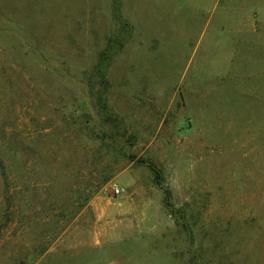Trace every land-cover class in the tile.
<instances>
[{
  "label": "rangeland",
  "instance_id": "rangeland-1",
  "mask_svg": "<svg viewBox=\"0 0 264 264\" xmlns=\"http://www.w3.org/2000/svg\"><path fill=\"white\" fill-rule=\"evenodd\" d=\"M187 6L0 0V264H264V0Z\"/></svg>",
  "mask_w": 264,
  "mask_h": 264
},
{
  "label": "crops",
  "instance_id": "crops-1",
  "mask_svg": "<svg viewBox=\"0 0 264 264\" xmlns=\"http://www.w3.org/2000/svg\"><path fill=\"white\" fill-rule=\"evenodd\" d=\"M182 1L185 2V4H188L187 7L189 9L202 10V11L203 10H212V4H215V2H216V0H182ZM210 23L212 24V21ZM216 25L217 24H215V26ZM214 46L217 47L216 44H214Z\"/></svg>",
  "mask_w": 264,
  "mask_h": 264
},
{
  "label": "trees",
  "instance_id": "trees-1",
  "mask_svg": "<svg viewBox=\"0 0 264 264\" xmlns=\"http://www.w3.org/2000/svg\"><path fill=\"white\" fill-rule=\"evenodd\" d=\"M101 97V103H102V105L104 106V102H103V98H102V95L101 96H99L98 97V99ZM150 168H151V170L154 172V174H155V179L156 180H159V177H160V175H159V173H158V170L155 168V166H153V165H150Z\"/></svg>",
  "mask_w": 264,
  "mask_h": 264
},
{
  "label": "built area",
  "instance_id": "built-area-1",
  "mask_svg": "<svg viewBox=\"0 0 264 264\" xmlns=\"http://www.w3.org/2000/svg\"><path fill=\"white\" fill-rule=\"evenodd\" d=\"M116 191L118 192V188H116Z\"/></svg>",
  "mask_w": 264,
  "mask_h": 264
}]
</instances>
